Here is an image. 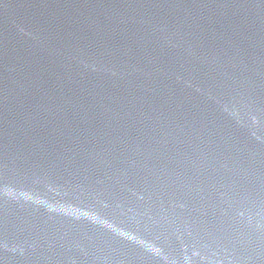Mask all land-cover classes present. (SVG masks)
<instances>
[{
    "label": "water",
    "instance_id": "water-1",
    "mask_svg": "<svg viewBox=\"0 0 264 264\" xmlns=\"http://www.w3.org/2000/svg\"><path fill=\"white\" fill-rule=\"evenodd\" d=\"M0 264H264V0H0Z\"/></svg>",
    "mask_w": 264,
    "mask_h": 264
}]
</instances>
